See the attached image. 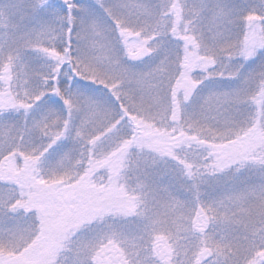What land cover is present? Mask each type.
Wrapping results in <instances>:
<instances>
[{
	"label": "snow or ice",
	"instance_id": "obj_1",
	"mask_svg": "<svg viewBox=\"0 0 264 264\" xmlns=\"http://www.w3.org/2000/svg\"><path fill=\"white\" fill-rule=\"evenodd\" d=\"M0 264H264V0H0Z\"/></svg>",
	"mask_w": 264,
	"mask_h": 264
}]
</instances>
